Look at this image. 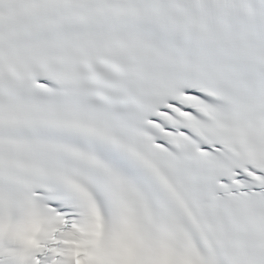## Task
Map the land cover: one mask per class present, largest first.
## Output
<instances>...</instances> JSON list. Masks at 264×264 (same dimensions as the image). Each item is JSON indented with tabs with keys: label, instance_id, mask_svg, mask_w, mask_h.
<instances>
[{
	"label": "snow or ice",
	"instance_id": "obj_1",
	"mask_svg": "<svg viewBox=\"0 0 264 264\" xmlns=\"http://www.w3.org/2000/svg\"><path fill=\"white\" fill-rule=\"evenodd\" d=\"M0 264H264V0H0Z\"/></svg>",
	"mask_w": 264,
	"mask_h": 264
}]
</instances>
